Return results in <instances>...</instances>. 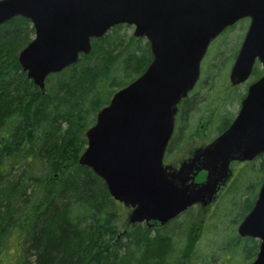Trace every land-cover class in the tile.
I'll return each instance as SVG.
<instances>
[{"label": "water", "instance_id": "obj_1", "mask_svg": "<svg viewBox=\"0 0 264 264\" xmlns=\"http://www.w3.org/2000/svg\"><path fill=\"white\" fill-rule=\"evenodd\" d=\"M30 19L33 38L17 60L40 89L45 77L91 50L90 39L116 24L133 26L149 42L152 59L117 89L86 128L78 163L100 176L109 194L131 207L128 221L164 223L195 203L206 205L229 174L232 160L264 153V72L247 87L230 125L177 169L163 155L177 104L194 86L210 41L243 17L250 22L229 72L248 78L255 58L264 67V0H0V23ZM205 170L203 181L194 180ZM260 239L250 264H264V180L251 210L237 225Z\"/></svg>", "mask_w": 264, "mask_h": 264}, {"label": "trees", "instance_id": "obj_2", "mask_svg": "<svg viewBox=\"0 0 264 264\" xmlns=\"http://www.w3.org/2000/svg\"><path fill=\"white\" fill-rule=\"evenodd\" d=\"M128 26L91 38L90 52L48 74L41 90L17 60L33 33L30 20L15 15L0 24V264H249L254 257L258 241L234 229L215 244L223 258L197 248L201 233H214L225 218L236 224L250 206L249 175L219 196L208 221L196 223L191 208L167 224L119 230L120 202L78 163L83 129L151 61L144 37L115 36Z\"/></svg>", "mask_w": 264, "mask_h": 264}, {"label": "rangeland", "instance_id": "obj_3", "mask_svg": "<svg viewBox=\"0 0 264 264\" xmlns=\"http://www.w3.org/2000/svg\"><path fill=\"white\" fill-rule=\"evenodd\" d=\"M248 23H249L248 19H239V21H237L234 25L223 30L221 33H219L216 37H214L210 41L207 51L204 57L202 58L200 64L201 81L195 87V91L202 96L201 97L202 99L200 100V104L198 105L197 110L192 111L190 113L185 123L183 139L179 142V144H177L176 148L174 146L172 147V152H170L169 154L166 153L165 160L167 162H171V163L179 162L181 159L185 158L188 155L187 153L190 150L201 144L206 143L210 137L212 138L216 134L215 129H213V125L212 127L209 128L208 124L211 121L210 118L216 116L217 110L218 111L222 110V112H224V110L227 108L226 110H228V112L226 116L224 115H221V117L219 116V118L216 119V122L221 121L222 123L223 122L222 119H232L233 115H235L237 101L234 100V97L237 98V96L233 94L237 90H234V86L231 87L228 81V74L234 62L237 49L239 48L241 42L244 39L246 33V27ZM133 29L134 28L132 25L128 27H122L115 34V36L127 37L129 35H133ZM33 36L34 34H31L29 39L31 40ZM138 55L140 54L138 53ZM131 73H134V71L131 70ZM207 75H210V78L208 79L207 82H203V78H206ZM242 87L243 86L240 85L238 88L240 92L243 91ZM117 89L118 88H116L114 92ZM224 94H227L229 96L224 98ZM229 98L231 99L229 100ZM94 121L90 125H92ZM182 124L183 123L180 121L179 125ZM90 125L86 126L83 129L82 133L80 134L81 137H85L84 132L86 128L89 127ZM224 125L225 123L220 124V127ZM177 131L178 128H176V134ZM85 146L86 143L84 145V148ZM243 172H245L246 176L248 174L250 175L251 182H253L254 186L257 187L258 186L257 175H259L258 165L254 163L249 164L243 169ZM246 176H244V179ZM240 180L243 184V178H241ZM246 182H248V180H246ZM250 197H251V192H250ZM214 202L211 205H207L205 207L201 206L198 203L194 204L193 212H194V220L196 223H199V221L202 222L204 219L205 220L208 219L207 217L211 215ZM120 206H121L120 209L121 223L119 226V230H123L129 227L128 215L131 211V207L125 206L121 202H120ZM235 210L236 208H234L231 217L235 212H236L235 217L238 216L237 214L239 210L238 212ZM240 216H243V214ZM236 224L232 222L231 224H229L230 225L229 226L228 218H225L223 219V221L219 222L217 226V230L214 233L213 232L208 234L201 233L197 246L198 253L204 254L205 252L212 251L211 252L212 256L223 258L222 256L223 251L220 248L217 249V247H215V244H224V237L227 236L229 231L233 229L236 230V226H237ZM199 227L200 226L198 224L194 225V229H195L194 237L196 236L198 237V234H200ZM239 257L241 258L240 255ZM4 261L12 263V259L9 258L8 256L5 257ZM242 263L243 262L238 261L236 264H242Z\"/></svg>", "mask_w": 264, "mask_h": 264}, {"label": "flooded vegetation", "instance_id": "obj_4", "mask_svg": "<svg viewBox=\"0 0 264 264\" xmlns=\"http://www.w3.org/2000/svg\"><path fill=\"white\" fill-rule=\"evenodd\" d=\"M244 19H248V21H249V18H244ZM235 23H233L232 25H234ZM232 25H230L229 27H231ZM248 25H249V23L247 24L246 31H247ZM227 28L228 27H226V29ZM238 50H239V48L237 49V52H238ZM237 52H236V54H237ZM235 57H236V55H235ZM234 60H235V58H234ZM210 67H211V65H210ZM263 72H264V67H263L262 63L260 62V60L255 58L254 64L252 66L251 73L249 74L248 78L245 79L244 81L239 82V83H231L230 79H229V74H228V81H229L231 87L234 86V90H237L233 94V95L237 96V98L234 97V100L237 101V105H236L237 107H236L235 115L237 114V112H238V110L240 108L241 100L243 99V97L245 96V94L247 92V87L252 82H254L257 79H259L262 76ZM209 78H210V75H207L206 78H203V82H207ZM200 79H201V75H199L198 80L196 81V83L194 84L192 89H190L188 91V93L183 98H181L180 101L177 104V112H176V115H175V122H174L173 132H172V135L170 137L169 143H168V145L166 147V150H165V153H164L165 156H166V153L169 154L170 152H172V147L174 146L176 148L177 144H179V142L183 139V132L185 130V123H186L190 113L192 111L197 110V107L200 104V100L202 99L201 98L202 96L198 92L195 91V87L201 81ZM240 85L243 86L242 87V89H243L242 92H240L238 90ZM228 96L229 95L224 94V98H226ZM230 99L231 98H229V100ZM222 104H223V102H222ZM226 109L224 110V112H222V110H219V111L217 110L216 111V116H215L216 118L215 117L210 118L211 121L208 124L209 128L212 127V125H213V129H215V133H216L212 138L210 137L206 143L201 144V145L193 148L192 150H190L187 153L188 155L185 158L181 159L179 162L171 163V162H167L166 160H164V162L167 165H171L173 169H177L180 166L182 161L188 159L193 154H196L198 148H201V147L207 145L217 135L222 133L230 125V123L232 122L233 118L235 117V115H233L232 119H222V121H223L222 123H221V121L216 122V119L219 118V116L221 117V115H224V116L227 115L228 110H226ZM180 121L183 123L182 125H179ZM223 123H225V125L220 127V124H223ZM176 128H178L177 134H176ZM252 163L258 165V172H259V175H257L258 186L255 187L256 188L255 196L251 200L250 206L245 210V212L243 213V216H241L238 221H240V219H242L251 210V208L254 206L255 201L257 199V196H258V193H259V190H260V188L262 186V183H263V180H264V153H260V154L256 155L253 159H250V160H232V161H230V163H229V174L226 177V179L224 180V182L220 184V186L218 188V193H217V195H216V197L214 199L215 202L213 201L214 205H215V203L218 201V199H220L219 196L222 195V193L226 192V189L229 186H231L234 183L235 184L240 183L241 182V180H240L241 176L245 175V172H243V169L247 165L252 164ZM205 176H206V171L205 170H200L195 175L194 180L197 181V182L203 181L205 179ZM249 178H250V175H249ZM243 201L246 202L245 199ZM244 202H242L241 204H243ZM212 203H210L208 205H211ZM212 210H213V208H212ZM176 217H181V215H178ZM167 222H169V220L166 221V224H167ZM153 223H154V225L159 224L158 222H153Z\"/></svg>", "mask_w": 264, "mask_h": 264}]
</instances>
